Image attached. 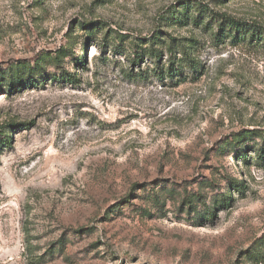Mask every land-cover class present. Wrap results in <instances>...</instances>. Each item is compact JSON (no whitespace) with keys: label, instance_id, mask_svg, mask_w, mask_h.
I'll return each instance as SVG.
<instances>
[{"label":"rangeland","instance_id":"1","mask_svg":"<svg viewBox=\"0 0 264 264\" xmlns=\"http://www.w3.org/2000/svg\"><path fill=\"white\" fill-rule=\"evenodd\" d=\"M202 4L264 28V0H0V264H264V45Z\"/></svg>","mask_w":264,"mask_h":264},{"label":"trees","instance_id":"2","mask_svg":"<svg viewBox=\"0 0 264 264\" xmlns=\"http://www.w3.org/2000/svg\"><path fill=\"white\" fill-rule=\"evenodd\" d=\"M226 0H222L224 2ZM199 14H202V27L207 29H213L217 27V36L226 37V36H234V39H243L248 41L249 43H257L258 45H264V28L258 24H250L248 22L238 20L227 13L217 12L213 9H210L207 5H200L197 8ZM201 17V16H200ZM160 50H156V47L151 45L148 50L144 52V55L141 56L138 52L134 54V60H132V64L137 65L146 57H152L154 59H160L162 54ZM166 73H171V70H166ZM77 77L75 74H68L67 76L60 78L61 81H66L69 83L75 84ZM234 143L239 144L241 142V138L234 139ZM240 186V185H239ZM233 197L232 193L229 194L226 198L222 200L221 205H225L224 207H228L232 202Z\"/></svg>","mask_w":264,"mask_h":264}]
</instances>
